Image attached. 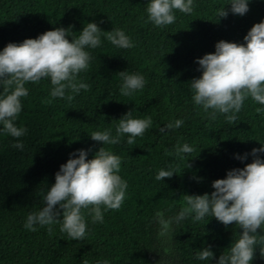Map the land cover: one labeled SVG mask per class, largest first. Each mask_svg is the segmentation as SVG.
Masks as SVG:
<instances>
[{"label":"trees","instance_id":"trees-1","mask_svg":"<svg viewBox=\"0 0 264 264\" xmlns=\"http://www.w3.org/2000/svg\"><path fill=\"white\" fill-rule=\"evenodd\" d=\"M150 2L0 0V52L9 43L19 45L56 28L70 29L71 41L87 23H97L103 32L122 29L134 44L121 49L101 33L100 46L86 48L88 69L78 74L79 81L90 85L87 90H66L65 98H53L50 78L28 82L14 121L26 134L14 138L0 123V264H218L242 234L239 225L225 226L211 215L200 221L195 213L175 218L188 206L185 195L210 196L215 180L252 163V150L264 147V111L257 112L264 105L249 96L234 122L219 112L213 120V110L195 104L191 88V81L202 76L197 61L214 54L218 42L246 44L251 28L264 22V0H249L243 16L231 12L232 0H193L190 14L174 10L175 22L161 27L148 20ZM221 7L228 11L226 18L218 17ZM124 71L142 75L145 86L122 95L119 73ZM67 95L74 98L68 101ZM130 111L132 118L151 117L153 122L134 144L127 143L129 134L115 145L91 139L96 131L110 130L115 136L119 120ZM176 120L183 121L179 128H166ZM18 141L23 150L13 147ZM185 144L193 151L177 154ZM102 146L121 157L118 174L128 185L121 207L101 205L102 222H93L92 206L82 209L87 225L83 239L61 231L62 210L51 226L25 228L28 215L45 206L61 165L78 158L79 150L91 160ZM258 155L264 160V152ZM161 169L174 175L156 180ZM161 216L171 221L164 235ZM257 234L264 236V226ZM260 236L250 264H264ZM205 247L214 254L211 260L197 258Z\"/></svg>","mask_w":264,"mask_h":264},{"label":"clouds","instance_id":"clouds-1","mask_svg":"<svg viewBox=\"0 0 264 264\" xmlns=\"http://www.w3.org/2000/svg\"><path fill=\"white\" fill-rule=\"evenodd\" d=\"M249 0H232L231 12L243 16L249 11ZM174 10L190 14L193 11V0H151L146 11L148 20L155 26L171 25L175 22ZM225 7L218 9V17L226 18ZM70 29L56 28L46 31L36 39H26L21 44L9 43L0 52V123L3 131L14 138L22 137L27 129L17 127L14 121L22 110L21 98L28 95L25 84L50 78L53 85L51 96L65 98L66 90L78 94L81 89L87 90L90 85L78 80V74L89 67L90 53L86 48L95 49L101 44V33L113 45L121 49H130L134 44L122 29L103 32L97 23H87L78 38L69 39ZM246 44L220 41L215 46L214 54H206L197 63L202 76L191 81L194 90L193 100L202 106L205 112L209 109L211 119L216 113L225 114L229 123L237 119L245 99L249 96L260 105H264V22L255 24L244 37ZM123 78L121 94L131 95L145 86V78L140 74L120 72ZM73 95H67L71 101ZM118 102V101H117ZM264 111L257 108V112ZM151 117L146 119L132 118L131 111L119 120L116 135L110 130L93 132L92 140L102 145H115L120 137L129 134L127 143L134 144L135 138L142 136L152 126ZM183 121L176 120L166 125L167 129L179 128ZM163 128L160 132H164ZM13 147L23 150L21 141ZM90 151V149H89ZM193 148L185 144L177 148L179 153H191ZM264 147L253 149L252 163L243 169H233L227 178L217 179L212 187L215 189L209 196L185 195L187 207H184L175 218L185 219L195 213L196 221L211 215L228 226L235 223L242 229L239 239L232 244L227 254L219 257L218 264H250L258 244L257 229L264 226V160L258 153ZM75 155V154H73ZM87 151L79 150L78 158H70L61 165L56 173L55 184L47 191L45 206L38 212L28 215L25 228L35 231L34 225L51 226L61 216V231L72 239H83L86 233V222L82 209H89L93 222L103 220L101 205L106 209L117 210L121 207L128 187L118 174L121 157L113 154L103 146L91 160L86 159ZM244 159L245 157H238ZM174 175L173 170L161 169L156 180H164ZM59 205V209H57ZM160 216V214H157ZM163 226L161 235L166 234L171 221L161 216ZM51 230V228H49ZM264 242V236L260 241ZM264 254V248L260 249ZM213 252L205 247L197 254L200 260H211ZM104 264H108L104 261Z\"/></svg>","mask_w":264,"mask_h":264}]
</instances>
